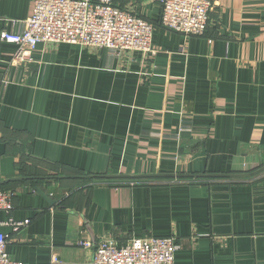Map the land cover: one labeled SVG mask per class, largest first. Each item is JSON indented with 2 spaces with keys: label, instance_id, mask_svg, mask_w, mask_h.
I'll list each match as a JSON object with an SVG mask.
<instances>
[{
  "label": "crops",
  "instance_id": "crops-1",
  "mask_svg": "<svg viewBox=\"0 0 264 264\" xmlns=\"http://www.w3.org/2000/svg\"><path fill=\"white\" fill-rule=\"evenodd\" d=\"M112 2L153 25L155 54L40 43L16 65L0 41L6 253L89 264L105 236L174 237V264H264V0H213L188 38L160 27L155 0ZM31 12L0 0V34Z\"/></svg>",
  "mask_w": 264,
  "mask_h": 264
},
{
  "label": "built area",
  "instance_id": "built-area-1",
  "mask_svg": "<svg viewBox=\"0 0 264 264\" xmlns=\"http://www.w3.org/2000/svg\"><path fill=\"white\" fill-rule=\"evenodd\" d=\"M162 29L184 38L203 36L207 30L213 0H155ZM16 32H1L0 41L14 44L16 65L31 60L40 43L70 44L92 50L106 49L115 54L140 52L155 54L154 27L129 11L117 8L112 0H32L31 15L12 21ZM12 191L0 190V211L12 210ZM16 231L28 224L12 222ZM8 236L0 233V264H23L6 253ZM80 247L91 248L88 241ZM179 246L174 237L134 238L118 244L110 237L96 243L89 264H174ZM52 262H57L55 257Z\"/></svg>",
  "mask_w": 264,
  "mask_h": 264
},
{
  "label": "water",
  "instance_id": "water-1",
  "mask_svg": "<svg viewBox=\"0 0 264 264\" xmlns=\"http://www.w3.org/2000/svg\"><path fill=\"white\" fill-rule=\"evenodd\" d=\"M247 176L248 175H204V177H208V178H245ZM117 178L140 179V178H156V176H130V177H117ZM7 182H10V180L9 181H0V186L3 184H6ZM35 192H37L41 197L46 199L49 203H52V201L49 200L48 195L44 194L40 189L35 188Z\"/></svg>",
  "mask_w": 264,
  "mask_h": 264
},
{
  "label": "trees",
  "instance_id": "trees-1",
  "mask_svg": "<svg viewBox=\"0 0 264 264\" xmlns=\"http://www.w3.org/2000/svg\"><path fill=\"white\" fill-rule=\"evenodd\" d=\"M2 187V186H1ZM2 190V188H0Z\"/></svg>",
  "mask_w": 264,
  "mask_h": 264
}]
</instances>
